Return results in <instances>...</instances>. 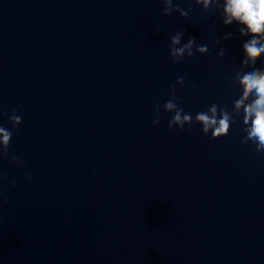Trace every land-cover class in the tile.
I'll list each match as a JSON object with an SVG mask.
<instances>
[{"label": "water", "instance_id": "water-1", "mask_svg": "<svg viewBox=\"0 0 264 264\" xmlns=\"http://www.w3.org/2000/svg\"><path fill=\"white\" fill-rule=\"evenodd\" d=\"M224 2L173 0L184 18L162 0H0V264H264V150L242 142L255 97L235 103L264 54L242 63L253 36ZM177 32L196 40L179 63ZM213 104L230 117L215 140L195 122Z\"/></svg>", "mask_w": 264, "mask_h": 264}, {"label": "clouds", "instance_id": "clouds-1", "mask_svg": "<svg viewBox=\"0 0 264 264\" xmlns=\"http://www.w3.org/2000/svg\"><path fill=\"white\" fill-rule=\"evenodd\" d=\"M165 4L163 15L170 16L173 12H178L181 17L187 18L188 11L181 9L179 6L173 7V0H162ZM196 4H203V8L207 10L213 3V0H195ZM226 19H224V25H230L233 21L246 26L240 29L241 35L252 34L253 38L243 44V51L246 54V58L242 61L244 64H255L257 58H260L264 54V43H261V39H264V0H225L223 7ZM183 32H177L170 37L171 43L169 46L170 56L173 62L179 63L184 57L185 51H187L188 57H192L194 53L191 51L196 44L194 37L189 38L187 43L181 47H176L180 44L181 36ZM225 39H229V35H225ZM197 51L204 53L208 51L206 45L198 46ZM224 49H221V55ZM184 78H178V84L183 85ZM240 84L243 87V96L237 100L236 108L239 109L244 104L245 100L250 95H254V99L244 107V122L249 125L246 129L248 136L247 139H243L242 142L247 143L248 139H251L256 145V150H264V68L254 69L253 71L246 72L240 78ZM173 96L163 105V110L174 113V116L168 122V128L171 130L173 126H177L180 131L184 130L186 124L191 125L193 117L190 114H184L183 109L177 106L176 96L174 93L175 85L172 86ZM217 105L213 104L210 108L212 115L207 112H200L195 116V122L202 124V131L207 134L211 129V138L213 140L225 136L230 128V117L226 110L221 109L217 113ZM159 112V108L157 109ZM3 115V113H0ZM9 122L12 124L13 129L22 123L21 116L17 115L14 111L9 116ZM159 117L153 120V125L158 124ZM0 152L3 156L9 155V145L12 138V131L7 130L5 127L0 126ZM12 161L14 163L19 162L24 164L22 159H18L13 156ZM6 177L0 176V183ZM31 180L32 177H27ZM15 185V181L11 182ZM7 197L0 192V200H6Z\"/></svg>", "mask_w": 264, "mask_h": 264}]
</instances>
